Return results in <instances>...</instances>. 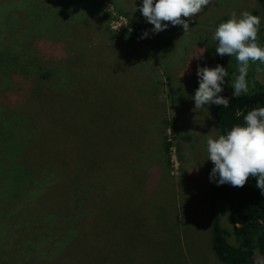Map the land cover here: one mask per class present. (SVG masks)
<instances>
[{"label":"rangeland","instance_id":"1","mask_svg":"<svg viewBox=\"0 0 264 264\" xmlns=\"http://www.w3.org/2000/svg\"><path fill=\"white\" fill-rule=\"evenodd\" d=\"M142 4L0 0V79L10 71L17 80L0 103L24 113L12 123L16 141L6 144L8 131L0 144L2 177L1 160L25 155L52 212L59 206L61 216L81 223L73 229L69 217L60 225L45 214L27 218L25 203L0 188V264H222L211 251L207 218L214 164L206 141L219 129L207 105L193 111L197 71L218 21L259 7L256 0H212L185 34L170 23L152 32ZM133 29L169 37L173 50L130 41ZM43 71L51 73L44 81ZM37 192L38 184L34 199ZM74 205L87 215L73 216ZM220 218L231 225L227 211ZM52 226L65 234L57 237Z\"/></svg>","mask_w":264,"mask_h":264},{"label":"trees","instance_id":"2","mask_svg":"<svg viewBox=\"0 0 264 264\" xmlns=\"http://www.w3.org/2000/svg\"><path fill=\"white\" fill-rule=\"evenodd\" d=\"M256 3L259 8L251 13L254 15H261L264 23V0H256ZM54 15L55 14H52V16ZM229 18L228 16L222 17L218 21V25ZM261 25L263 24L261 23ZM132 35L131 37L129 36L130 41L136 43L134 37H137L136 40L139 39L140 43L149 50H154L162 54H169L173 50V42L165 35H148L142 38L143 34L137 29H133ZM258 42L264 47V27L260 28ZM217 46L218 42L215 41L203 58L202 67L223 65L227 68L228 77H226V83L223 85L224 91L220 95L230 98V106L228 108H223V106L207 105L212 118L218 126L219 135H226L234 126L238 124L243 125V116L249 111L257 107H264V64L250 62L247 76L248 92L242 94L239 98H234L232 97L233 89L230 85L235 75H238V62L234 56L224 55L221 57L216 54L215 50ZM25 64H27V62ZM7 74L5 79H0V96L5 93L6 90L13 95L12 92L16 89L15 83L17 80L10 77V71H8ZM38 75L39 80L44 81L50 78L51 73L43 71ZM36 100V104L40 107L43 104L42 98L36 94ZM23 102L24 101H21L20 103ZM1 103L0 144L4 143V138L9 131L7 144L11 141H16L13 137L12 123H16V118L24 115V113L21 110L16 111L15 109L14 111L11 107H17V105L13 103L11 105L9 104V106H5L6 100ZM44 103L46 104V102ZM7 108H11V110ZM237 111L241 112L242 115L237 117ZM54 117V121L60 119L58 112L54 113ZM166 122L167 121H165V123ZM7 126L9 127L6 128ZM14 135L17 136L16 134ZM162 145L163 153L169 160L171 143L165 140L162 142ZM50 146L54 147L56 145H49L48 147L46 146V148L51 150ZM51 151L57 154L62 152L59 145H57V150L53 149ZM24 157L26 156L18 155L13 158L1 160V165L4 168V175L2 177L1 170L0 188L4 189L6 187L5 198L7 196H15L18 202L23 201L26 208L29 209L26 213L27 218H35L38 214H45L54 218V223L56 225H60V223L67 220L66 217L69 216H61V207L57 205L55 208L56 210L52 212L54 207L49 205V201L53 203L52 198L42 195L45 194V190L44 188L41 189L40 183L37 181L38 179L26 168ZM63 160L62 157H58L60 163H62ZM209 180L210 183L207 191L209 204L207 218L209 217L210 247L214 256L222 264H257L258 260H264V195H262L261 190L256 187L257 179L255 177H250L244 187H233L227 183L219 185L218 176L216 181ZM49 182H51V179H49ZM37 184L38 192L35 194L36 199H34L31 194ZM50 185L52 184H46L45 188ZM82 206L77 205L76 208L74 205V211L71 210L72 215L74 216L77 214V217L80 215H87L85 208L78 213V210ZM226 211L229 214L231 222V225H228L227 228L223 227L220 223V215L222 212ZM20 216L23 217V215L17 214V217ZM69 221V225L73 229H76L77 223L79 227L81 226V223H79L77 219L73 221L70 218ZM52 228V232H55L57 237H59V234H65V232H60V229H55L53 226ZM50 229L51 227L49 230ZM54 229L56 231H54Z\"/></svg>","mask_w":264,"mask_h":264},{"label":"clouds","instance_id":"3","mask_svg":"<svg viewBox=\"0 0 264 264\" xmlns=\"http://www.w3.org/2000/svg\"><path fill=\"white\" fill-rule=\"evenodd\" d=\"M212 0H143L139 11L147 22L154 25L152 32L159 33L172 26L182 25L185 34L189 31V20L199 15ZM137 11V8L135 9ZM261 18L245 10L239 16L235 11L230 18L216 28L212 40L218 42L216 54L230 55L238 62V75L232 80V97L239 98L248 92L249 65L264 64V47L258 42ZM148 36V32L142 38ZM203 55V54H202ZM195 56L197 58L201 57ZM199 87L195 92V108L201 112L206 105L228 108L230 98L220 95L228 77L227 68L198 67ZM237 117L242 113L237 111ZM243 125H236L226 135L214 138L208 135V159L214 164L210 179L218 184L244 187L250 177L257 179L256 187L264 195V107H257L243 116ZM257 264H264L258 260Z\"/></svg>","mask_w":264,"mask_h":264}]
</instances>
